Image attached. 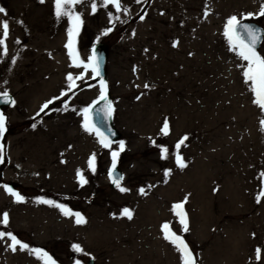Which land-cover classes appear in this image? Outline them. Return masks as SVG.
Instances as JSON below:
<instances>
[{"label": "rangeland", "instance_id": "obj_1", "mask_svg": "<svg viewBox=\"0 0 264 264\" xmlns=\"http://www.w3.org/2000/svg\"><path fill=\"white\" fill-rule=\"evenodd\" d=\"M95 2L94 14L89 0L75 6L83 20L75 48L86 63L94 43L107 45L112 121L120 133L111 149L83 128V110L100 96L91 71L71 64L68 74L83 73L84 79L67 96L66 77L54 83L47 74L53 69L43 62L50 45L44 26L55 16L54 0H0L5 10L0 38L3 23L9 25L0 46V94L6 91L15 101L3 112L7 131L0 140V231L46 251L56 264H182L180 253L164 239L167 223L188 242L196 264H264V198L257 203L264 188V111L245 83V62L224 36L232 16L257 23L264 33V17L243 19L258 13L264 0H122L127 15ZM16 19L26 22L24 29ZM59 21L57 41L71 28L67 17ZM21 48L27 52L20 53ZM258 52L264 55V41ZM61 58L64 67L55 64L60 75L68 56ZM165 118L167 136L161 133ZM184 136L188 139L179 154L187 167L181 169L175 146ZM121 141L125 150L119 167L128 192L108 184L111 152L119 150ZM163 148L168 149L166 159ZM93 154L94 173L88 167ZM78 170L88 181L83 186ZM8 183L17 184L22 202L6 191ZM185 197L186 233L173 211ZM41 200L80 213L86 223L77 224L74 215ZM124 208L133 212L131 220L122 215ZM4 212L9 214L7 226ZM10 243L7 237L0 240V264H42L28 250L13 252ZM73 244L87 255L76 253Z\"/></svg>", "mask_w": 264, "mask_h": 264}, {"label": "snow or ice", "instance_id": "obj_2", "mask_svg": "<svg viewBox=\"0 0 264 264\" xmlns=\"http://www.w3.org/2000/svg\"><path fill=\"white\" fill-rule=\"evenodd\" d=\"M41 3L44 0H40ZM86 0H54L55 6V15L57 18L67 17L68 20L71 22V28L68 31V43L66 47L68 48L69 57L72 60V65L74 67H82L84 69V73H87L89 70L92 73V78L95 79L101 76L100 72V62L99 58L96 54V50L93 49V54L89 57L88 61L85 63L83 60L80 59L78 52L75 48V38L79 35L80 28L83 24L82 16L79 12L75 11L76 5L84 4ZM91 3V11L92 13H96L98 5L95 0H89ZM138 3H146L147 0H137ZM100 6L103 8L114 7L117 13L123 12L125 15L128 14V9L123 7L122 0H100ZM5 10L0 8V13H4ZM208 13L206 12L205 15ZM253 16L264 17V4L261 5L260 10L258 13H249L245 14L243 19L247 20L252 18ZM142 18V17H141ZM109 19L112 20L113 16L109 13ZM114 19L119 20V16H115ZM3 28V38H0V46L5 45V41L9 34V25L7 22H4L2 25ZM112 29H107L103 35H108V33ZM224 36L227 38L230 49L237 52V55L241 58L242 61L245 62L243 65L244 71L243 76L245 83L249 85L250 91L253 93L254 96V104H256L262 111H264V55H261L260 52L257 51V46L262 41H264V33L258 32L255 27L250 24L243 23L242 20L236 16L230 17L225 25L224 29ZM175 46V45H174ZM6 46L4 47V52L6 54ZM15 61H13L14 63ZM68 83V91L64 92L63 95L67 96L69 91H73L75 87H77L76 81L83 80L84 74L82 73L79 76L73 77L69 74L66 77ZM145 88H148L149 85L145 84ZM0 98L3 99V102L10 103L12 105L15 104V101L10 97L8 92H3L0 94ZM50 100L46 102L40 109V113L45 112V110L49 109L50 104L55 102ZM100 101L105 102V106L102 109L104 116L106 118H110L114 111L112 107V102L108 100L107 96V84L103 78L100 79V96L99 99L95 103H99ZM65 108L68 107L67 104L64 105ZM95 104L91 107L85 108L83 110L84 116V123L83 128L89 134H95L98 139L99 143L102 147L106 149H111L112 141L100 131V129L93 123L92 117L90 113H92ZM40 113H37L39 116ZM99 115V113H96ZM35 126V125H34ZM261 128L264 130V120H261ZM7 131L6 128V117L3 112H0V140H3L4 134ZM161 133L164 136L170 134V126L167 118L163 121V125L161 128ZM188 139L187 136H184L177 144H176V164L179 168L183 169L187 167V164L184 161V158L179 154V150L182 145L185 144V141ZM155 143V141H153ZM125 150V144L123 141L119 143V150L112 151V168L109 171V178L111 182L121 191V192H128L129 189L122 186L123 176L116 173V165L117 160L120 156V153ZM168 156V149H162V158L166 159ZM4 163V145L0 143V164ZM89 169L94 173L96 170V156L93 154L88 161ZM165 175H170V170L165 172ZM261 176L264 177V173H261ZM78 181L81 186L88 183L82 171H77ZM6 191L15 197L17 202H22L24 197L21 196L18 192L13 191L10 187L5 186ZM141 195H145V189L141 188L140 190ZM264 198V188L261 189L260 193L257 196V203L261 202V199ZM40 203H47L56 208H59L61 212L66 216H75V222L77 224H84L86 220L80 213H72L70 209L66 208L64 205L61 204H53L52 201L41 200ZM187 203V197L185 200L173 205L174 214L178 217L179 223L182 225L183 231L186 233L189 231L188 227V217L187 213L184 211V205ZM122 215L127 217V219L131 220L133 218V212L128 209L124 208L122 210ZM2 223L4 226L9 224V214L7 212L2 213ZM162 232L164 233V239L169 241L176 250L181 255V262L182 264H196V259L192 250L189 248L187 242L183 239L182 236L177 235L174 231H172L169 224L165 223L162 226ZM7 237L11 243L9 247L13 252L19 250H28L30 254H34L37 259L42 261V264H56L55 260L44 250L39 248H30L28 244L21 242L15 235L11 232H3L0 231V240L5 239ZM73 250L76 253H82L87 255L84 252V249L79 244L72 245ZM261 256V250L257 249V259L259 260ZM76 264H80L79 261Z\"/></svg>", "mask_w": 264, "mask_h": 264}, {"label": "water", "instance_id": "obj_3", "mask_svg": "<svg viewBox=\"0 0 264 264\" xmlns=\"http://www.w3.org/2000/svg\"><path fill=\"white\" fill-rule=\"evenodd\" d=\"M243 23L250 24L253 27H255L258 32L263 33V29L257 23H255V22H243ZM260 44H258L257 50L259 49ZM93 49L96 50V54L99 58L100 72H101V76L95 78V81L100 84V79L103 78L104 81L106 82L107 86H108L107 72H106L107 54H108L107 53V49H108L107 45L103 44V43H95L91 48V56L93 54ZM107 96H108V100L111 101L110 92H109L108 88H107ZM10 97L13 99V97L11 95H10ZM94 104H95V107H94L92 113H90L92 120H93V123H95V125L100 129V131L103 132L112 142H116L119 139L120 134L113 125L112 116L110 118H106L104 116L102 109L105 106V102L100 101L99 103H94ZM10 105H11L10 103H5V102H3V99L0 98V112H3ZM96 113H99V115H97ZM111 168H112V163H111V167H110L109 171L111 170ZM116 173L123 176V174L119 168V165H118V160H117V165H116ZM109 181H110L109 186L111 188L115 187V185L111 182L110 178H109ZM15 186H16V184H9L8 185V187H10L11 189H13ZM87 264H94V263L92 260H90V261H88Z\"/></svg>", "mask_w": 264, "mask_h": 264}, {"label": "bare ground", "instance_id": "obj_4", "mask_svg": "<svg viewBox=\"0 0 264 264\" xmlns=\"http://www.w3.org/2000/svg\"><path fill=\"white\" fill-rule=\"evenodd\" d=\"M168 3V2H167ZM166 8L169 9L170 6L167 4L166 5ZM158 11H163V10H158ZM46 25L44 26L45 27V37L46 39L50 42V45H49V49L44 52L43 54V62L45 61H48L46 62V65L49 69H53L52 71L49 70L48 71V75H53L52 77L54 78V83H58V80L61 78V80L63 81L64 80V77H67L69 74H68V70L70 69V66L72 64V60L71 58L69 57V54H68V48L66 47L67 43H68V40H69V37H68V31L70 28H68L66 31H65V37L60 41H57V39H55V36H56V29L59 25V18L55 16H53L51 18L50 21H46ZM15 23L17 25L20 26L21 29H24L23 26L25 27L26 26V22L24 20H20V19H16ZM45 46H42L40 45L39 46V49L41 48H44ZM24 51H26V48H21L19 50L20 53L24 54ZM27 52V51H26ZM42 54V53H41ZM61 56L63 57H67L68 56V62L66 63V70L62 73V75H60V72L61 70H59V68L55 65L57 62H60V64L58 65L59 67H64V63H62V58ZM70 58V59H69ZM62 63V64H61ZM70 138H72L70 136ZM76 169V168H75ZM75 169H71V171H75ZM39 218L37 219L36 218V223H40L39 222ZM40 225V224H39Z\"/></svg>", "mask_w": 264, "mask_h": 264}]
</instances>
